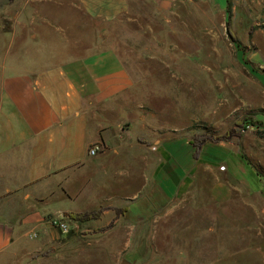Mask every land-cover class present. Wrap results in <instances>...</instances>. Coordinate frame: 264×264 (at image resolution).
I'll return each instance as SVG.
<instances>
[{
	"label": "crops",
	"instance_id": "obj_1",
	"mask_svg": "<svg viewBox=\"0 0 264 264\" xmlns=\"http://www.w3.org/2000/svg\"><path fill=\"white\" fill-rule=\"evenodd\" d=\"M135 1L1 5L21 41L13 59H0V256L47 254L59 264H208L214 254L213 264H220L224 256L234 260L235 240L219 232L241 226V242H252L254 229L258 244L240 251L242 264H264V172L232 142L208 143L195 156L185 127L163 123L159 110L135 116L133 73L102 34L89 41L90 21H119ZM147 1L170 12L186 0ZM188 1L227 14L228 0ZM48 6L68 10L66 27L55 29L54 43L32 49L29 42L41 37L36 23L53 29ZM232 14L252 50L248 61L264 67V0H242ZM93 147L96 156L89 153ZM91 213L98 216L69 215ZM56 216L69 234L52 224Z\"/></svg>",
	"mask_w": 264,
	"mask_h": 264
},
{
	"label": "rangeland",
	"instance_id": "obj_2",
	"mask_svg": "<svg viewBox=\"0 0 264 264\" xmlns=\"http://www.w3.org/2000/svg\"><path fill=\"white\" fill-rule=\"evenodd\" d=\"M4 1L0 0V7ZM183 2L170 12H161L147 0H136L133 12L119 21L111 24L90 21L89 41L95 42L102 34L105 42L117 48L133 73L135 116L139 115L137 110H159L158 117L163 123L185 127L191 141L201 135L222 137L235 129L239 134L230 142L257 171L264 172V67L246 63L252 50L242 43V28L232 13L229 18L210 4ZM238 2L242 0H232V8ZM45 11L51 16L53 29L36 23L42 35L38 43L29 42L32 49L40 50L42 45L54 43L55 29L66 27L63 15L68 10L48 6ZM228 20L240 46L227 33ZM12 25L16 27L15 21L8 20L0 10L1 60L13 59L18 53L21 37L19 32L13 37ZM27 55L35 54L27 52ZM240 121L243 127L237 126ZM219 233L233 235L235 240L234 260L230 255L223 258L219 255L218 259H222L219 261L223 262L220 264H242L240 251L258 245L254 229L249 232L252 237L249 244L241 242V236L245 235L241 226L223 227ZM125 256L132 261L128 253ZM216 258L213 254L206 263L213 264ZM60 261L47 254L0 256V264H59ZM247 262L254 264L257 260L245 259Z\"/></svg>",
	"mask_w": 264,
	"mask_h": 264
},
{
	"label": "trees",
	"instance_id": "obj_3",
	"mask_svg": "<svg viewBox=\"0 0 264 264\" xmlns=\"http://www.w3.org/2000/svg\"><path fill=\"white\" fill-rule=\"evenodd\" d=\"M232 0H228V8H227V14L228 17L230 18L231 13H232ZM231 24L230 21L228 20L227 22V33L230 36V38L232 39V41L234 43H236L237 45L240 46L238 40L236 39L235 35L233 34L231 28H230ZM243 56L244 55V52ZM247 64H250V62H246ZM243 123L242 121L237 122V126L239 127H243V125L241 124ZM239 133L235 130V129H231L226 135L222 136V137H212L210 135H201V136H197L196 138H194L192 140V144L196 149V155L198 156V154L200 153L201 149H203V147L208 144V143H221V142H230L232 140V138L234 136H237ZM70 217H72L75 220H90V219H94L98 216V213H91V214H83V215H74V214H69Z\"/></svg>",
	"mask_w": 264,
	"mask_h": 264
},
{
	"label": "built area",
	"instance_id": "obj_4",
	"mask_svg": "<svg viewBox=\"0 0 264 264\" xmlns=\"http://www.w3.org/2000/svg\"><path fill=\"white\" fill-rule=\"evenodd\" d=\"M98 152H99V148L98 147H93L89 151L91 156H96L98 154ZM61 220H62L61 216H56V218L52 220V224L57 226V227H59L63 234H69V232H70L69 226L66 223L62 222ZM30 237L31 238H36L37 235L36 234H32Z\"/></svg>",
	"mask_w": 264,
	"mask_h": 264
},
{
	"label": "water",
	"instance_id": "obj_5",
	"mask_svg": "<svg viewBox=\"0 0 264 264\" xmlns=\"http://www.w3.org/2000/svg\"><path fill=\"white\" fill-rule=\"evenodd\" d=\"M120 264H132V263H130L128 260H126V259H123L121 262H120Z\"/></svg>",
	"mask_w": 264,
	"mask_h": 264
}]
</instances>
